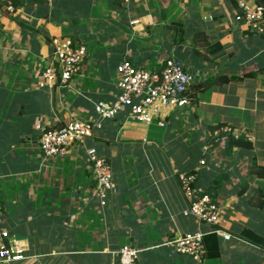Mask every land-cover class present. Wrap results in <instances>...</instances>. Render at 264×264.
<instances>
[{"label": "crops", "instance_id": "1", "mask_svg": "<svg viewBox=\"0 0 264 264\" xmlns=\"http://www.w3.org/2000/svg\"><path fill=\"white\" fill-rule=\"evenodd\" d=\"M10 1L12 12L0 2V229L8 233L3 243L25 257L0 264H117L123 245L137 247L135 264H263L264 197L255 190H264V169L256 176L250 166L264 168V35L234 21L238 0ZM198 32L219 49L206 52ZM55 37L85 46L86 57L70 86L38 87L34 72L50 61ZM171 56L194 71L191 83L228 81L169 110L163 125L123 110L63 154L41 152V129L98 119L94 104L114 99L120 62L158 70ZM220 123L248 134L251 147L227 149L226 141L203 154L208 128ZM89 149L107 160L115 184L103 206L93 194ZM202 157L197 183L223 205L217 225L183 215L177 174ZM218 227L230 237L208 239L212 255L201 262L168 244Z\"/></svg>", "mask_w": 264, "mask_h": 264}, {"label": "built area", "instance_id": "2", "mask_svg": "<svg viewBox=\"0 0 264 264\" xmlns=\"http://www.w3.org/2000/svg\"><path fill=\"white\" fill-rule=\"evenodd\" d=\"M47 1L53 2V0ZM0 2L5 10L14 11L10 0H0ZM237 7L234 21L244 24L252 32L264 35V0L253 5L238 0ZM51 45L53 51L50 61L34 72L36 84L38 87L52 86L56 83L70 86L77 80L81 63L87 54L86 48L83 45L74 46L68 37H55L51 40ZM115 71L118 74L117 94L112 101L99 100L94 104V113L98 119L73 118L62 127L41 129L38 146L45 156L63 154L73 144L81 143L84 138L91 136L94 129L99 127V120L113 118L123 110H126L129 117L134 120L146 124L158 120L157 123L163 125L162 120L169 110L183 108L190 102L186 89L193 81L195 73L181 59L167 57L158 70L135 66L125 60L116 66ZM228 134L234 137L240 136L225 125L215 128L209 136L218 144L225 143ZM244 137L248 140L250 138L248 134ZM211 146V143H205L203 154H206ZM88 160L91 163L90 175L94 182L93 194L103 206L108 195L115 190L110 165L104 157L97 155L94 149L88 150ZM205 163L206 158L202 157L199 159L198 167L193 171L177 174L179 186L188 203L183 215L191 216L200 223L217 225L222 221L223 205L212 193L197 183L198 170ZM213 231L225 239L230 237V234L219 227ZM203 235L201 231L184 233L170 240L168 244L173 247L174 252L201 262L205 256ZM7 236L8 233L0 229V260L11 262L23 259L25 256L22 247L9 242L3 243V238ZM117 253V264H135L138 249L123 245ZM262 261L264 264V249Z\"/></svg>", "mask_w": 264, "mask_h": 264}, {"label": "trees", "instance_id": "3", "mask_svg": "<svg viewBox=\"0 0 264 264\" xmlns=\"http://www.w3.org/2000/svg\"><path fill=\"white\" fill-rule=\"evenodd\" d=\"M198 36H201L204 40V46H205V49H206V52L208 53H212L214 52V50H218L219 49V46L214 44L211 45L209 44V42H207L205 40V36L202 32H198L197 35L194 36L195 40L197 39ZM200 57H202L204 60H208L209 59V56L208 54L206 53H202L200 55ZM254 74V71H251V72H247L245 73L244 75H253ZM228 81V79L226 78V76L224 75H217V76H211V77H207L205 78L204 80L202 81H199V82H193L191 84H189L187 86V89H186V95L187 97L189 98V100H194L195 99V96H197V94L201 91V90H204L205 88H208V87H211L213 85H220L224 82ZM263 85H264V70H263ZM222 125L221 123L218 124V125H215V126H211L209 127V132H212L215 128H217L218 126ZM227 149H230L232 146H238V147H245V148H250L251 147V144L250 142L242 135L240 136H237V137H234L232 136L231 134H228L227 135ZM206 143H211L212 146H215L216 143L213 142V138H211L210 136L208 137ZM251 173L254 174V175H258V173H260V170H263L264 168L263 167H258L256 166V164H251ZM261 176V175H260ZM246 187V184H243L242 186V189L241 191H243ZM211 190H214V188H211ZM255 194H257L258 199L260 198H263L264 197V190L261 189V188H256L255 190ZM253 203H255V201H253ZM216 237V234L214 232L210 233V234H207V235H203V244L205 243H208V239L210 238H215ZM208 251V252H207ZM210 256L212 255L211 251H209V249L205 250V256Z\"/></svg>", "mask_w": 264, "mask_h": 264}]
</instances>
